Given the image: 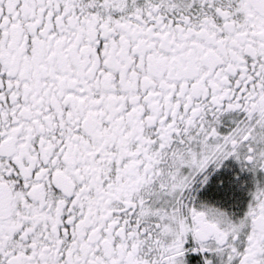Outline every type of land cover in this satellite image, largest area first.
<instances>
[{
    "label": "snow or ice",
    "instance_id": "snow-or-ice-1",
    "mask_svg": "<svg viewBox=\"0 0 264 264\" xmlns=\"http://www.w3.org/2000/svg\"><path fill=\"white\" fill-rule=\"evenodd\" d=\"M0 264H264V0H0Z\"/></svg>",
    "mask_w": 264,
    "mask_h": 264
}]
</instances>
